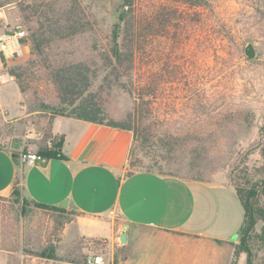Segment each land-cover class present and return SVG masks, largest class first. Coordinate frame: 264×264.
I'll use <instances>...</instances> for the list:
<instances>
[{
    "label": "rangeland",
    "instance_id": "obj_1",
    "mask_svg": "<svg viewBox=\"0 0 264 264\" xmlns=\"http://www.w3.org/2000/svg\"><path fill=\"white\" fill-rule=\"evenodd\" d=\"M263 1L140 0L143 23L157 31L153 39L144 37L141 72L147 75L153 71L158 78L157 124L159 131L171 133L165 140L177 146L161 149L149 142L141 147L140 127L130 117L134 98L119 89L105 92L102 102L108 119L134 128L138 142L133 159L137 164L184 179L201 178L232 187L242 181L245 165L255 180L259 178L263 165L259 128L264 121ZM86 2L94 15L95 29L52 45L47 54L53 64L97 60L93 47L106 43L116 20L117 0ZM173 8L178 9L175 15ZM18 29L25 30V37L29 34L19 1L1 6L0 36ZM249 42L256 50L253 59L245 54ZM23 44L21 55L5 57L0 53V75L40 59L32 54L28 42ZM151 57L153 66L149 65ZM35 66L34 78L24 91L17 77L14 80L22 94L20 100H15L13 82L0 81V146L20 157L28 151L53 148L61 137L53 135V117L44 106H59L58 92L39 63ZM175 75L179 81L168 80ZM190 90L196 91L192 94ZM247 112L250 115L245 120ZM19 189L18 202L15 197L0 199V264H87L88 256L97 254L104 257V264H138L139 258L152 255V249L161 243L163 249L173 250V264H248L247 254L237 252L240 235L236 242L212 246L176 235L159 243L154 242L159 239L157 232L133 226V230L152 236L147 237L144 247L128 251L121 246L127 243L121 238L112 245L104 236H85L78 210L67 206L62 216L37 207L21 185ZM24 199L28 201L25 211ZM263 224L258 221L251 233L252 264H264ZM50 247L55 248V259L34 254Z\"/></svg>",
    "mask_w": 264,
    "mask_h": 264
},
{
    "label": "crops",
    "instance_id": "obj_2",
    "mask_svg": "<svg viewBox=\"0 0 264 264\" xmlns=\"http://www.w3.org/2000/svg\"><path fill=\"white\" fill-rule=\"evenodd\" d=\"M51 131L63 136L64 157L43 164L25 163L17 152L0 146V196H11L20 184L33 201L56 206L66 201L81 213L78 223L85 236H104L115 245L126 231L127 243L121 246L128 251L144 247L152 236L133 226L157 232L154 242L159 243L171 235L210 246L239 240L245 210L234 187L148 170L129 173L132 130L58 116ZM161 244L138 264H173V250Z\"/></svg>",
    "mask_w": 264,
    "mask_h": 264
},
{
    "label": "trees",
    "instance_id": "obj_3",
    "mask_svg": "<svg viewBox=\"0 0 264 264\" xmlns=\"http://www.w3.org/2000/svg\"><path fill=\"white\" fill-rule=\"evenodd\" d=\"M15 1L20 3L21 16L29 30V34L23 41L30 44L32 54L40 57L37 61L32 60L31 64L23 69L21 67L13 68L11 74L15 80L17 77L21 91L30 86L29 83L34 78L32 68L36 67V63H39L46 72L45 78L56 87L60 98L59 106L44 105L53 119L58 116L74 117L133 131L134 128L131 124L118 123L108 119L103 107L102 100L105 92L110 93L113 89L122 90L134 98V107L130 117L140 127L142 141L140 146L149 142L155 143V147L160 146L161 149L177 146L172 145L170 140H165L172 135L163 130L159 131L157 124L158 78L153 71H148L147 75H143L141 72L144 37L153 39L157 31L153 26L143 23L140 0H117L116 20L106 36V43L100 45L96 43L93 47L94 52L98 54L97 60L65 61L62 65L50 62L47 50L56 42L95 29V19L90 11V5L86 0H0V7ZM176 13H178V9L173 8L172 14ZM153 63L151 57L149 65L153 66ZM168 80L176 82L180 79L175 75ZM195 91L190 90L192 94ZM182 92H186V90L184 89ZM249 115L248 112L245 114V120ZM259 132L263 142L261 148L263 165L261 173L258 174L259 178L255 180V176H251L249 165H245L242 170L244 173L242 181H236L234 184L245 210L237 252L247 254L248 264L253 262V251L250 244L251 233L255 230L258 221L264 222V121ZM63 142L64 138L61 136L53 148L42 149L40 153L47 158L64 157L61 151ZM136 142L138 140L134 134L129 173L136 170H148L181 178L172 173L137 164L133 159ZM194 151L200 156L197 149ZM186 180L209 182L201 178ZM19 186L20 184L14 187L11 196H0V199L7 200L15 197L14 199L18 202L21 196ZM27 202L24 199L23 211H25ZM31 202L37 207L55 210L62 216L67 213V207L33 200ZM260 237L264 238V224ZM34 254L43 258H56L54 247L45 248Z\"/></svg>",
    "mask_w": 264,
    "mask_h": 264
},
{
    "label": "built area",
    "instance_id": "obj_4",
    "mask_svg": "<svg viewBox=\"0 0 264 264\" xmlns=\"http://www.w3.org/2000/svg\"><path fill=\"white\" fill-rule=\"evenodd\" d=\"M25 30L18 29L13 34L0 36V53L5 57L21 55L24 44L22 39L25 37ZM15 78L11 74L0 75V81L12 82ZM21 160L28 164H43L47 157L37 151H28L21 154ZM87 264H104V257L100 254L90 255L86 260Z\"/></svg>",
    "mask_w": 264,
    "mask_h": 264
},
{
    "label": "water",
    "instance_id": "obj_5",
    "mask_svg": "<svg viewBox=\"0 0 264 264\" xmlns=\"http://www.w3.org/2000/svg\"><path fill=\"white\" fill-rule=\"evenodd\" d=\"M245 54L248 56V58L253 59L256 56V50L254 47V44L252 42H249L246 47H245ZM62 207H66L67 206V202H63L61 204ZM126 230V229H125ZM121 241L123 243L127 242V234L126 231H124L121 235Z\"/></svg>",
    "mask_w": 264,
    "mask_h": 264
}]
</instances>
